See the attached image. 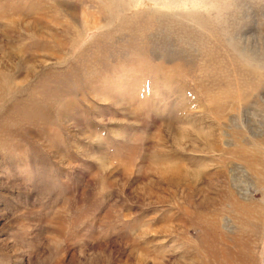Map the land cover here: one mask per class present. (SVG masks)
<instances>
[{"label":"rangeland","instance_id":"rangeland-1","mask_svg":"<svg viewBox=\"0 0 264 264\" xmlns=\"http://www.w3.org/2000/svg\"><path fill=\"white\" fill-rule=\"evenodd\" d=\"M0 264H264V0H0Z\"/></svg>","mask_w":264,"mask_h":264},{"label":"bare ground","instance_id":"bare-ground-1","mask_svg":"<svg viewBox=\"0 0 264 264\" xmlns=\"http://www.w3.org/2000/svg\"><path fill=\"white\" fill-rule=\"evenodd\" d=\"M259 143V142H258ZM255 144V143H254ZM166 169L161 171L162 173H169V175H173L175 173V171L177 170L176 168H169V167H165ZM233 194V193H232ZM235 195V194H233ZM235 197V196H234Z\"/></svg>","mask_w":264,"mask_h":264}]
</instances>
